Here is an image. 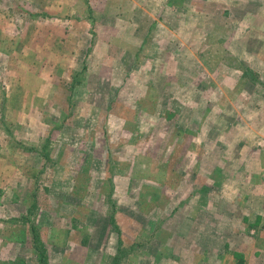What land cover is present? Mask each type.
I'll list each match as a JSON object with an SVG mask.
<instances>
[{
    "label": "rangeland",
    "instance_id": "obj_1",
    "mask_svg": "<svg viewBox=\"0 0 264 264\" xmlns=\"http://www.w3.org/2000/svg\"><path fill=\"white\" fill-rule=\"evenodd\" d=\"M259 2L0 0V264H264Z\"/></svg>",
    "mask_w": 264,
    "mask_h": 264
},
{
    "label": "crops",
    "instance_id": "obj_2",
    "mask_svg": "<svg viewBox=\"0 0 264 264\" xmlns=\"http://www.w3.org/2000/svg\"><path fill=\"white\" fill-rule=\"evenodd\" d=\"M260 2H259V6L260 7H263V8H261V10L263 11L264 10V0H259ZM231 6V4H229V7ZM243 7H245V6H243ZM246 18H244L243 20H242V23H238V21L237 20H235L234 19V21L233 22H235L237 25H239V26H249V24L246 22V20H245ZM244 37L245 38H247V37H250L251 38V40H253V38H252V31L251 30H247L246 32H245V34H244ZM251 40H249V41H251ZM248 40H246V42H247ZM260 41L261 42H263V44H264V40L262 41L261 39H260ZM72 55H74V53L72 54ZM74 66H72V68H70V66L67 68V70H83L84 68L83 67H80V65H79V63L78 62H76V63H74L73 64ZM35 70V69H34ZM234 257V256H233ZM232 257V258H233ZM235 261H236V259H235ZM234 264H235V262H234Z\"/></svg>",
    "mask_w": 264,
    "mask_h": 264
},
{
    "label": "trees",
    "instance_id": "obj_3",
    "mask_svg": "<svg viewBox=\"0 0 264 264\" xmlns=\"http://www.w3.org/2000/svg\"><path fill=\"white\" fill-rule=\"evenodd\" d=\"M39 249V248H38ZM43 254H44V252L43 253H41V258H42V261H43V264H46V262H45V258H44V256H43ZM241 258V257H240ZM239 257H237L236 258V261H235V264H242L243 263V260H242V258L240 259ZM41 264V263H40Z\"/></svg>",
    "mask_w": 264,
    "mask_h": 264
}]
</instances>
